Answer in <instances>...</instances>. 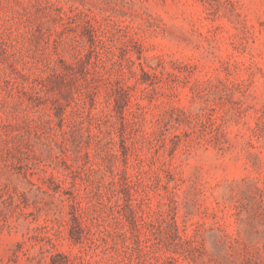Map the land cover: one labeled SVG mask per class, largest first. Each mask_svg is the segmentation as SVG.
I'll list each match as a JSON object with an SVG mask.
<instances>
[{"label":"rangeland","instance_id":"374dc122","mask_svg":"<svg viewBox=\"0 0 264 264\" xmlns=\"http://www.w3.org/2000/svg\"><path fill=\"white\" fill-rule=\"evenodd\" d=\"M0 264H264V0H0Z\"/></svg>","mask_w":264,"mask_h":264}]
</instances>
